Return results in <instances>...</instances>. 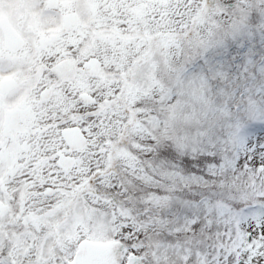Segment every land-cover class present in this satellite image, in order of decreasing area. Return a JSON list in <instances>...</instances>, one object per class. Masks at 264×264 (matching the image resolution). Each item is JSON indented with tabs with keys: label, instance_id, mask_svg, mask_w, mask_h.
I'll return each mask as SVG.
<instances>
[{
	"label": "snow or ice",
	"instance_id": "obj_1",
	"mask_svg": "<svg viewBox=\"0 0 264 264\" xmlns=\"http://www.w3.org/2000/svg\"><path fill=\"white\" fill-rule=\"evenodd\" d=\"M0 264H264V0H0Z\"/></svg>",
	"mask_w": 264,
	"mask_h": 264
}]
</instances>
